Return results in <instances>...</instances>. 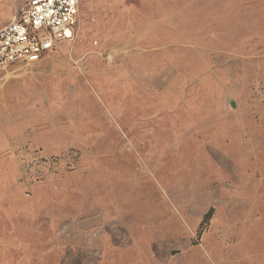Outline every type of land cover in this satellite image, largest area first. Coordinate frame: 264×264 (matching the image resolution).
I'll return each instance as SVG.
<instances>
[{"label": "rangeland", "instance_id": "1", "mask_svg": "<svg viewBox=\"0 0 264 264\" xmlns=\"http://www.w3.org/2000/svg\"><path fill=\"white\" fill-rule=\"evenodd\" d=\"M77 12L0 78V264H264V0Z\"/></svg>", "mask_w": 264, "mask_h": 264}, {"label": "built area", "instance_id": "2", "mask_svg": "<svg viewBox=\"0 0 264 264\" xmlns=\"http://www.w3.org/2000/svg\"><path fill=\"white\" fill-rule=\"evenodd\" d=\"M78 0H33L0 28V68L14 63L33 64L49 52L55 41L70 39Z\"/></svg>", "mask_w": 264, "mask_h": 264}, {"label": "crops", "instance_id": "3", "mask_svg": "<svg viewBox=\"0 0 264 264\" xmlns=\"http://www.w3.org/2000/svg\"><path fill=\"white\" fill-rule=\"evenodd\" d=\"M78 8H79V0H78V5H77V10H78ZM77 21H78V12H77V15H76V17H75V22L69 27V33L71 34V36H72V32H73V29H74V27L76 26V24H77ZM10 22V20L6 23V24H4L3 26H1L0 28H2V27H4L5 25H7L8 23ZM71 38V37H70ZM68 40H70V39H64V40H59V41H55L54 42V44H53V47H52V49L49 51V52H47V53H45V55L43 56V57H46V56H48V55H50V54H55L58 50H60V51H62V50H64V48L67 46V42H68ZM42 57V58H43ZM34 64H37V63H33V64H26V63H14V64H11V65H23L22 67H20L19 66V68L18 69H7V71L6 70H3V69H5V68H7V67H4V68H0V72L2 71V72H4V73H1V75H0V78L1 77H5L6 75H9V74H14L15 72H19L20 74L21 73H23V74H31L32 73V69H31V67H26V66H29V65H34ZM10 66V65H9ZM8 66V67H9ZM24 81H25V83L24 84H22V85H24L25 87L26 86H29V85H31V86H35V85H37V84H39L40 83V85H45V84H43L44 82L43 81H41L40 79H35V78H32V79H24ZM16 85L14 84V85H12V88L13 87H15ZM9 87H11V85L9 86ZM8 91H12L11 90V88L10 89H8ZM212 216V215H211ZM205 217V216H204ZM203 217V218H204ZM211 219V218H210ZM202 221H203V219H202Z\"/></svg>", "mask_w": 264, "mask_h": 264}, {"label": "trees", "instance_id": "4", "mask_svg": "<svg viewBox=\"0 0 264 264\" xmlns=\"http://www.w3.org/2000/svg\"><path fill=\"white\" fill-rule=\"evenodd\" d=\"M211 215H212V213H211V211H209L205 215V217L203 218V221H202L201 225L207 224L209 222L210 218H211Z\"/></svg>", "mask_w": 264, "mask_h": 264}, {"label": "bare ground", "instance_id": "5", "mask_svg": "<svg viewBox=\"0 0 264 264\" xmlns=\"http://www.w3.org/2000/svg\"><path fill=\"white\" fill-rule=\"evenodd\" d=\"M66 33H67V35H69V37H71V34L68 31Z\"/></svg>", "mask_w": 264, "mask_h": 264}]
</instances>
